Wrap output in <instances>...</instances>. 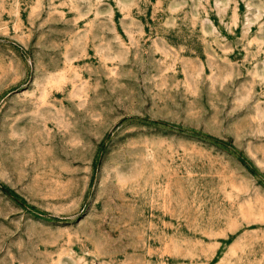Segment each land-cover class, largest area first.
<instances>
[{
  "label": "rangeland",
  "instance_id": "rangeland-1",
  "mask_svg": "<svg viewBox=\"0 0 264 264\" xmlns=\"http://www.w3.org/2000/svg\"><path fill=\"white\" fill-rule=\"evenodd\" d=\"M0 264H264V0H0Z\"/></svg>",
  "mask_w": 264,
  "mask_h": 264
}]
</instances>
